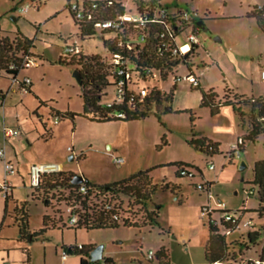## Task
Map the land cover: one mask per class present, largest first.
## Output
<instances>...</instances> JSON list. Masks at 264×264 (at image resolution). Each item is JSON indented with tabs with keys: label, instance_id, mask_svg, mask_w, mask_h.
I'll return each instance as SVG.
<instances>
[{
	"label": "rangeland",
	"instance_id": "obj_1",
	"mask_svg": "<svg viewBox=\"0 0 264 264\" xmlns=\"http://www.w3.org/2000/svg\"><path fill=\"white\" fill-rule=\"evenodd\" d=\"M66 3L67 0H0V31L19 32L29 39L35 38L34 52L41 58L37 66L21 72L32 80L34 95L24 96L23 107L17 104V112L22 116L19 124L25 128L23 130H28L34 140H39L34 141L31 148L27 147V159L42 157L59 163L65 172L82 175L92 183L112 182L148 170L152 184L157 185L151 202L160 206L159 221L169 229L170 234L160 235L157 226L93 230L70 228L66 217L56 213L59 210L55 204L47 210V230L39 234L45 205L27 197L28 188L16 185V203L10 201L4 208V196L0 194V264H79V256L75 253L69 254L65 260L62 258L63 249L78 245L93 249L102 247L103 257L113 258L115 264H149L143 255L149 250H159L162 245L168 264H207L200 239L208 222L207 218H201L199 207L201 202L207 203V196L195 192L193 185L217 177L212 192H217L228 206L240 207L245 203L246 207H256V197L247 196L244 189L251 187L253 161L264 156L263 138L255 144L247 143L245 151L240 156L235 155L232 163L224 167L222 155L211 157L199 153L189 143L202 136L219 143L221 151H224L229 142L235 144L237 140L234 132L235 127L240 125L239 117L227 109H222L218 115H210L209 109L201 106V91L212 90L214 95L220 97L223 94L227 100L231 99V95L223 91L226 86L238 95L254 98L264 95V81L259 76V66L264 63V33L250 17L255 7L264 6V0H161L165 6L177 5L195 13L196 20H204L206 31L200 32L202 44L196 51V66L192 69L198 75L200 88L190 90L186 82L173 85L171 75L160 80L154 74L151 84H156L168 96L173 93L171 113L163 117L156 114V110H163L168 103L166 101L158 108L150 104L148 116L144 119L97 122L102 119L94 114L95 121L76 116L73 121L65 119L55 124L50 118V110L80 115L83 107L81 88L73 76L78 67L62 63L59 58L60 47L65 43L71 44L79 34ZM25 5L29 6L26 13L18 14L10 10H18ZM35 28H39L40 32ZM79 42L85 57H90V54H85L90 52H97L99 54L96 55L102 57L104 50L99 32L94 38ZM19 56L20 53L17 54ZM184 73L187 70L180 67L176 75ZM149 90L145 91L146 95ZM36 98L44 105L40 106ZM225 98L218 101L225 102ZM37 108L46 130L52 131V137L46 141L40 139L44 127L33 114ZM68 147L72 148V152L67 151ZM207 148L204 147L205 151ZM111 155L123 158L125 162L113 165ZM69 156L73 157L72 161ZM210 161L215 166L214 170L208 169ZM178 163L194 172L190 184L186 183L187 179L175 176ZM241 163L245 167L239 170ZM163 181L179 184L180 190L174 193L162 191L160 184ZM24 203L31 235L23 238L16 220ZM146 213L142 208V217L128 224L145 226L148 221ZM245 218L252 219L256 225L264 223L263 218L251 211L245 213ZM238 236V232H233L226 239L225 263H230L232 253H236L240 242L234 239ZM258 251L254 248L240 254L256 257ZM152 264L165 263L154 260Z\"/></svg>",
	"mask_w": 264,
	"mask_h": 264
},
{
	"label": "trees",
	"instance_id": "obj_2",
	"mask_svg": "<svg viewBox=\"0 0 264 264\" xmlns=\"http://www.w3.org/2000/svg\"><path fill=\"white\" fill-rule=\"evenodd\" d=\"M69 0H67L68 2ZM132 3L142 2L141 0H131ZM161 1V0H159ZM255 20L257 28L264 33V6L255 7L253 12L250 14ZM203 21V20H202ZM75 25L79 28L80 41L94 38L99 32L104 55L107 52H111L112 44L107 37L112 35L111 32H103L95 29L91 26L81 27L74 21ZM204 28V27H202ZM11 37V39H10ZM33 48V40L22 36L19 32L10 34H0V72L6 75L17 73L18 71L9 72L7 69L8 64L11 61H17L20 56L28 53ZM83 52V50H82ZM17 53V54H16ZM69 59L61 58V62L67 65H75L78 67V71L81 75V94L83 107L82 114L77 115L74 113H59L54 110H50V118H57L58 122L62 120L70 119L74 120L76 116H82L89 121H95L94 114H97L102 121L97 122H111V121H123L128 122L137 119H144L148 116L149 105L154 104L155 107H159L162 103L168 101L162 111L156 110L157 115L162 113L170 112L168 107L171 101L172 95H166L156 84L151 86L148 85L147 89L149 93L145 95L142 102H136V105L131 108H127L126 104L120 105L119 107L106 108L105 100L107 93L111 92L112 89V78L108 77L105 70V64L101 61V57L97 55H90L85 57L83 53L79 56ZM142 60V58H141ZM182 60V59H181ZM157 70L158 65L152 63L151 65ZM197 86L193 89H199ZM173 92V88L171 89ZM201 106L208 107L211 115L218 113L219 104L232 106L234 112L242 117L243 113L240 110L241 105L249 108V121L247 132L241 138L242 144L238 147V153L241 152V148L244 142L255 143L258 139L263 138L264 146V96L258 98L244 99L237 95H231V101L227 100L225 96V102H215V95L212 90L207 92L201 91ZM226 93L230 94V91L225 90ZM105 98V100H104ZM44 103L40 102V106ZM122 109L127 112L125 119L106 118L108 113H112L114 110L118 111ZM51 131L44 130V136L42 140L50 139ZM190 145L203 153L211 156L208 152V148L212 147L211 153L216 149L215 146L206 139L192 140ZM207 146L205 151L204 147ZM177 171L175 176L179 179H187V177L180 174V170L183 165L178 163ZM149 171H142L137 174L131 175L128 178L108 183V184H96L86 181L83 183L85 186L84 192H79V185L71 183L72 174L68 172H62L56 175L43 176L41 178L40 186L35 188L29 187V192L32 199H37L45 205V214L42 216V227L39 230V234L44 233L47 230L49 220L47 210L52 209V205L55 204L57 207V214L65 218L68 221L69 215L66 213V209L72 210V215L77 217V223L70 228L74 229H102V228H116L118 226H129L135 228L153 227L157 226L159 229L164 230L158 223V210L160 206L152 204V196L157 189V185H153L150 178L148 177ZM253 178L249 183L252 188L255 189V197L257 199V208L251 212L257 213L260 218L264 219V159L258 160L254 163ZM175 186L163 181L160 184L162 191H172ZM195 188V186H194ZM196 190V189H195ZM203 193V192H202ZM11 200L10 196L4 197L5 208L7 203ZM109 207L110 209H106ZM61 208V209H60ZM142 208L146 210L147 224L145 226H138L135 223L128 224L133 220L137 221L138 217H142ZM6 213V210H4ZM140 214V215H139ZM139 215V216H138ZM21 237L27 236L28 233V214L25 208V203L21 205L19 218L16 220ZM208 224V223H207ZM209 234L205 245V259L208 264H214L215 262L225 263V252H226V238L228 236H221L216 233L217 229L208 224ZM239 233L237 240H239L238 248L236 253H232L233 261L241 251H250L252 249L259 248L262 244L261 258L264 259V223L256 225L249 229L237 230ZM233 233V232H232ZM83 247V246H82ZM248 247V248H247ZM67 252L75 253L79 256V264H97V262H91L89 253L93 248H82L76 249V247H70L63 249ZM235 251V250H234ZM233 251V252H234ZM103 264H113L111 258H102Z\"/></svg>",
	"mask_w": 264,
	"mask_h": 264
},
{
	"label": "built area",
	"instance_id": "obj_3",
	"mask_svg": "<svg viewBox=\"0 0 264 264\" xmlns=\"http://www.w3.org/2000/svg\"><path fill=\"white\" fill-rule=\"evenodd\" d=\"M141 1L132 3L131 0H75L74 2L69 0L66 3V9L81 27L91 26L100 31L112 33L107 38L113 50L101 57L108 77L112 78L111 92L106 95V108L119 107L123 104L131 108L136 105V102H142L147 86H150L149 83L154 79V74H157L160 80H165L171 75L173 85L177 82H186L191 88L199 86L198 75L192 71L196 66L194 63L196 51L202 44L200 30L196 25V14L182 9H169L159 0ZM28 10L29 6L25 5L19 8L17 13L23 14ZM79 40L78 34L71 44L63 45V58L69 60L82 53ZM37 62L38 59L29 50L27 54L19 56L17 61H11L7 69L9 72H19L37 66ZM152 63L159 64L157 70L151 66ZM180 67H185L187 73L177 76V69ZM18 72L10 75L0 73L7 77L12 85L20 84L21 89L27 91L31 81L28 77L20 81L17 78ZM260 78L264 81V68L260 70ZM0 106H3V103ZM126 116L127 112L120 108L118 111L108 113L106 118L125 119ZM53 120L55 124L58 123L57 118ZM17 135V129L3 128L4 139L0 147L3 178L0 180V194L4 197L9 196L12 188L10 178L16 174L15 166L6 157L5 142L7 138ZM241 144L242 140L238 139L230 150L238 153V147ZM67 151L72 152V148L68 147ZM211 151L212 147H209L208 152L211 153ZM110 160L113 165L125 162L123 158L113 155L110 156ZM208 169H214L213 163H208ZM62 172L64 169L59 163L33 164L28 173L29 187H39L43 176ZM180 174L189 180L195 176L193 171L185 167H182ZM83 183L78 184L79 192L85 191ZM194 186L197 191L207 196V203L200 208L201 218H207L208 224L215 227L219 235L226 237L234 231L255 226L252 219L241 217L242 210H229L219 196L211 191L209 183H199ZM244 193L251 197L255 196L256 191L250 187L245 188ZM66 213L69 215L67 224L74 226L77 223V217L72 215L70 208L66 209ZM262 247L263 244L258 248L256 257H243L238 254L230 263L215 262L214 264H264V259L260 256ZM82 248L81 245L76 247L78 250ZM69 254L63 250L62 258L65 260ZM154 256L155 252L151 250L146 253L148 260H152ZM97 264H103V262L100 260Z\"/></svg>",
	"mask_w": 264,
	"mask_h": 264
},
{
	"label": "crops",
	"instance_id": "obj_4",
	"mask_svg": "<svg viewBox=\"0 0 264 264\" xmlns=\"http://www.w3.org/2000/svg\"><path fill=\"white\" fill-rule=\"evenodd\" d=\"M166 7H169V6H167L166 5ZM185 7H186V5H185ZM170 8H172V10L173 9H175V10H177V9H182L181 7H179V6H172V7H169V9ZM13 13H17V10L15 9V8H11L10 9ZM183 10V9H182ZM29 11V10H28ZM27 11V12H28ZM19 14V13H18ZM12 19H14V18H12ZM196 21H202V19H200V20H196ZM255 21V20H254ZM203 23H204V20H203ZM199 28V30H200V32H205L206 31V29H205V26H204V28H202V27H198ZM36 29V31L37 32H40L39 31V28H35ZM9 33V32H5V31H0V34H2V33ZM11 34V33H10ZM201 37V36H200ZM35 41V38L33 39V42ZM201 43H202V38H201ZM35 45H36V43H34L33 44V48L31 49L32 50V52H33V54L35 55V57L37 58V59H39L40 58V56H39V54H37V53H35L34 52V50H35ZM82 46V45H81ZM82 50L84 51V49H83V46H82ZM62 52H63V46H61L60 47V54H59V58L61 57V58H63V54H62ZM84 53V52H83ZM85 54H90V55H96V54H99V53H97V52H90V53H85ZM41 59V58H40ZM262 68H264V63H262V64H260V66H259V72H260V70L262 69ZM27 69V68H26ZM22 71H24V69L23 70H21V71H19L18 72V74H17V78L21 81L24 77H28V76H25V75H21V72ZM260 76V75H259ZM29 78V77H28ZM30 79V78H29ZM261 79V78H260ZM30 81H31V83H30V85H28L27 86V91H23L22 89H21V86H20V84H15V85H12L11 84V82L9 81V79L7 78V77H5L3 74H1L0 73V104H2L3 103V106H0V147L2 146V144H3V139H4V136H3V128L4 127H6V128H12V127H17V130H18V135L17 136H13V137H9V138H7V140H6V142H5V152H6V157H7V159L15 166V169H16V174L14 175V176H12L11 178H10V182H11V184H12V188H11V192H10V194H9V196L11 197V202H15L16 203V201H15V199H14V190H15V186L16 185H18V186H22L23 188H28V190H29V180H28V173H29V168H30V166L31 165H33V164H40V163H54V162H51V161H49L48 159H43L42 157H37V159L38 160H30L29 161V159H27L28 158V156H27V154H28V152H27V147L28 148H31L32 147V144H33V142L34 141H39L38 139H36V140H34V137L30 134V133H28V130H23V128H22V124H19V122L21 123V120H19V118L21 119L22 118V116H21V114H19V112H17V104H20V106L21 107H23L22 105V102H23V98H24V96L25 95H27V96H29V95H34V91L33 90H31V86H32V80L30 79ZM224 81V80H223ZM199 86H200V81H199ZM172 89V88H171ZM228 90V91H230V94L229 95H237V96H239V97H242V98H244V99H250V98H254V97H248V96H244V95H238V94H236L232 89H229L227 86L226 87H224V92H225V90ZM226 93V92H225ZM227 94V93H226ZM225 96V95H224ZM264 96V95H263ZM263 96H260V97H263ZM223 97V94L219 97V96H216L215 95V99L217 100V101H215V102H219L218 101V99L220 98H222ZM37 100H38V98H36ZM255 99V98H254ZM231 100V99H230ZM40 102L41 101H39L38 100V104L40 105ZM41 103H43V102H41ZM172 103H173V93H172V98H171V101L169 102V104H168V107L170 108V112H168V113H162V117L164 116V115H167V114H169V113H171L172 112ZM221 103H223V102H221ZM20 107V108H21ZM205 108H207V109H209L208 107H205ZM222 109H227V110H230L231 112H232V114H235V115H237L235 112H234V110H233V108H232V106H230V105H221V104H219V107H218V113H216V114H214V115H218L219 113H221L223 110ZM16 110V111H15ZM240 110L242 111V113H243V116L242 117H239L238 115V117H239V119H240V125H237L236 127H235V129H236V132H234L235 133V137H236V139L238 140V139H241L242 137H243V135L247 132V129H248V119H249V108H246L244 105H241V107H240ZM209 112H210V109H209ZM68 113H71V112H68ZM33 114L34 115H36V117L38 118V119H40V121H41V123H42V120H41V118H40V116H39V114H38V108L37 109H35L34 111H33ZM210 115H211V113H210ZM42 125H43V127H44V130H46V126H45V124H43L42 123ZM25 129V128H24ZM232 130H234V129H232ZM23 131H25V133L23 132ZM51 131V130H50ZM23 132V133H22ZM42 136H44V134L42 135ZM51 137H52V131H51ZM202 138H204V139H206L207 141H210L214 146H215V148H216V152L215 153H210L209 152V154L211 155V157H212V155H217V154H220V155H222L223 157H222V160H223V162H222V167H224V166H226L227 164L229 165V164H231L232 163V161H233V158L235 157V155H237V156H240L241 155V153L242 152H244L245 151V146H246V144H247V142H244V145L242 146V150H241V152L240 153H237V152H233V151H231L230 150V148H231V146L233 145V143H231V142H229L227 145H226V148H227V150H224V151H221V145L219 144V143H217V142H214V141H212L211 139H207L206 137H202V136H198V138H196V139H202ZM40 139H41V137H40ZM42 140V139H41ZM47 140V139H46ZM46 140H44V141H46ZM236 140V141H237ZM260 139H258L257 140V142L259 141ZM257 142H255V143H257ZM255 143H253V144H255ZM262 144H263V141H262ZM109 149H110V147H109ZM229 152H232L231 154H229ZM199 153H203V152H201L200 150H199ZM72 159L73 160V157L72 156H69V159ZM261 159H264V156H263V158H261ZM261 159H257V160H254L253 161V164H252V169H253V165H254V163L256 162V161H258V160H261ZM71 160V161H72ZM42 161V162H41ZM44 161V162H43ZM211 162V161H210ZM211 163H213V162H211ZM214 165V164H213ZM63 169H64V167H63ZM214 169H215V166H214ZM213 169V170H214ZM200 175H202V172L200 171ZM84 177V176H83ZM3 178V170H2V163H1V161H0V180ZM85 178V177H84ZM215 178V180H207L206 182L207 183H209L211 186H210V189H211V191H212V189L213 188H215V183H217V182H215L216 181V179H217V177H214ZM122 179H124V178H121V179H119V180H122ZM119 180H114V181H112V182H116V181H119ZM87 181H89L88 179H87ZM252 181V180H251ZM90 182V181H89ZM112 182H105V183H100V184H108V183H112ZM166 182V181H165ZM191 182V181H190ZM92 183V182H91ZM95 183V182H94ZM167 183H169L170 185H172V186H175L174 188H173V190L171 191L172 193H174V192H177V191H179L180 190V185L179 184H177V183H171L170 181L169 182H167ZM186 183H188V184H190L189 183V180H186ZM96 184H99V183H96ZM193 185V184H192ZM194 186V185H193ZM216 186H217V184H216ZM194 191L196 192L197 190H195V188H194ZM213 193L214 194H216V195H218L219 196V198L225 203V205H226V207L229 209V210H233V209H238V210H242V214H241V217L243 218V219H246L245 218V213H247V212H249V211H253V210H255L256 208H257V206L256 207H254V208H249V207H246L244 204L245 203H243L240 207H237V206H235L234 208H232V207H230V206H228V204L225 202V200H223L222 198H221V196L217 193V192H215V191H213ZM27 197H31V195H30V192H29V194L27 193ZM30 195V196H29ZM9 201V202H10ZM18 203V202H17ZM20 203V202H19ZM205 204V201L204 202H201L200 204H199V207L201 208V206L202 205H204ZM4 208H5V202H4ZM5 210V209H4ZM45 214V213H44ZM43 214V215H44ZM158 214H159V210H158ZM157 220H158V223L160 224V226L164 229V230H166V231H162V229H159L160 230V235H169L170 234V231H169V229H167V227H165L163 224L161 225V223H160V221H159V217L157 218ZM28 231H29V234L28 235H31V231L29 230V227H28ZM236 231H234V233H235ZM208 234H209V228H208V224H207V227H206V229H205V232H204V235L201 237V239H200V244L201 245H203V249L205 250V245H206V242H207V239H208ZM231 235V234H230ZM230 235H228V237L230 236ZM21 237V236H20ZM228 237L226 238L227 240H228ZM234 240H237V239H234ZM231 241V240H230ZM150 251V250H149ZM152 251V250H151ZM154 251V250H153ZM143 257H144V259L146 260V262L147 263H149V264H152L153 263V261L154 260H158L159 262H161V263H165V264H168V257H167V254H166V252H165V248H164V245H162L160 248H159V250H155V256H154V258L152 259V260H148L147 258H146V254H145V256L143 255ZM204 257H205V254H204ZM67 258H68V256H67ZM66 258V259H67ZM102 258H103V255H102ZM105 258H111V257H105ZM112 259V263L113 264H115L114 263V260H113V258H111ZM205 262L207 263V261H206V259H205ZM3 264H6V263H3ZM208 264V263H207Z\"/></svg>",
	"mask_w": 264,
	"mask_h": 264
},
{
	"label": "water",
	"instance_id": "obj_5",
	"mask_svg": "<svg viewBox=\"0 0 264 264\" xmlns=\"http://www.w3.org/2000/svg\"><path fill=\"white\" fill-rule=\"evenodd\" d=\"M196 25L198 27H202L203 22L202 21H197ZM73 76L76 78V80H77V82H78V84L80 86L82 78H81V75H80L79 71L75 70ZM69 160L71 161L72 159L70 158ZM244 167H245V165L243 163H241V165L239 166V170H242ZM86 181H87V179L84 178L82 175H73L72 178H71V183L74 184V185L81 184V183L86 182ZM89 256H90V261L91 262H97V261L102 260V247L94 248L89 253Z\"/></svg>",
	"mask_w": 264,
	"mask_h": 264
},
{
	"label": "flooded vegetation",
	"instance_id": "obj_6",
	"mask_svg": "<svg viewBox=\"0 0 264 264\" xmlns=\"http://www.w3.org/2000/svg\"><path fill=\"white\" fill-rule=\"evenodd\" d=\"M202 22H203V21H202ZM202 27H204V23H203Z\"/></svg>",
	"mask_w": 264,
	"mask_h": 264
}]
</instances>
